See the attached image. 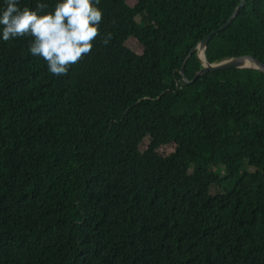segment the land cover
I'll use <instances>...</instances> for the list:
<instances>
[{
	"label": "trees",
	"instance_id": "obj_1",
	"mask_svg": "<svg viewBox=\"0 0 264 264\" xmlns=\"http://www.w3.org/2000/svg\"><path fill=\"white\" fill-rule=\"evenodd\" d=\"M37 2L57 0L18 6ZM238 2L100 0V35L63 76L0 26V264H264V73L183 81ZM204 55L264 62V0Z\"/></svg>",
	"mask_w": 264,
	"mask_h": 264
},
{
	"label": "clouds",
	"instance_id": "obj_2",
	"mask_svg": "<svg viewBox=\"0 0 264 264\" xmlns=\"http://www.w3.org/2000/svg\"><path fill=\"white\" fill-rule=\"evenodd\" d=\"M100 0H57L54 11L37 2L35 10L19 7L18 0H5L0 12L2 39L31 37L29 53L41 57L55 76L66 75L71 65L88 55L100 35ZM110 39L106 37L103 43Z\"/></svg>",
	"mask_w": 264,
	"mask_h": 264
},
{
	"label": "water",
	"instance_id": "obj_3",
	"mask_svg": "<svg viewBox=\"0 0 264 264\" xmlns=\"http://www.w3.org/2000/svg\"><path fill=\"white\" fill-rule=\"evenodd\" d=\"M242 4H243V0H239L238 4L235 6L234 10L230 13V15L226 18V20L219 27L205 34L203 38L197 42L195 47H193V49L189 51L190 53L191 51H195L196 48H200L202 50L204 62L199 63L201 66L200 69H198L194 73L193 77L190 80L183 78L184 82L189 83L199 74L206 72V71L223 70V69L230 68V67H234V68L247 67V68H252L253 70L264 73V62L261 59L253 55H243V56H238V57H231V58L223 59L218 62H208L204 55V49L210 37L216 32L223 30L225 27L228 26V24L235 17L238 9L242 6ZM180 73H181V69H180Z\"/></svg>",
	"mask_w": 264,
	"mask_h": 264
},
{
	"label": "rangeland",
	"instance_id": "obj_4",
	"mask_svg": "<svg viewBox=\"0 0 264 264\" xmlns=\"http://www.w3.org/2000/svg\"><path fill=\"white\" fill-rule=\"evenodd\" d=\"M127 43L130 44V45H132V46L135 45L134 39H132V38L127 39ZM137 45H138V44H137ZM139 49H140L139 46H136V47H135V50H139ZM197 49H198V48H196V50H195V57H196V59L198 60V62L201 63V60L199 59V56H198V53H197ZM168 150H169V148H168V147H165V151H168ZM135 159H136V155H132L131 157H129V162H128V164H129V165L132 164V163L135 161ZM211 190H213V187H212Z\"/></svg>",
	"mask_w": 264,
	"mask_h": 264
},
{
	"label": "bare ground",
	"instance_id": "obj_5",
	"mask_svg": "<svg viewBox=\"0 0 264 264\" xmlns=\"http://www.w3.org/2000/svg\"><path fill=\"white\" fill-rule=\"evenodd\" d=\"M197 53H198V56H199V59L201 60V63L204 62V58H203V55H202V50L200 48L197 49Z\"/></svg>",
	"mask_w": 264,
	"mask_h": 264
}]
</instances>
